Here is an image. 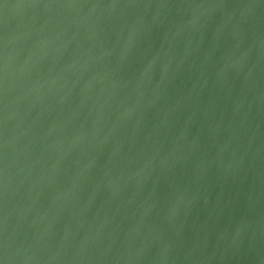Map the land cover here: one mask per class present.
<instances>
[{"label":"water","instance_id":"95a60500","mask_svg":"<svg viewBox=\"0 0 264 264\" xmlns=\"http://www.w3.org/2000/svg\"><path fill=\"white\" fill-rule=\"evenodd\" d=\"M0 264H264V0H0Z\"/></svg>","mask_w":264,"mask_h":264}]
</instances>
